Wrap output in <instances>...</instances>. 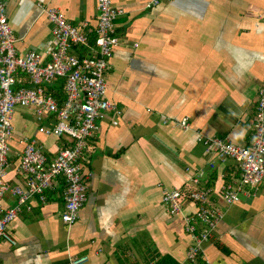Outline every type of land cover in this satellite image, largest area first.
Returning a JSON list of instances; mask_svg holds the SVG:
<instances>
[{
    "label": "crops",
    "instance_id": "1",
    "mask_svg": "<svg viewBox=\"0 0 264 264\" xmlns=\"http://www.w3.org/2000/svg\"><path fill=\"white\" fill-rule=\"evenodd\" d=\"M18 54L30 50L48 59L41 46L51 25L38 4L55 8L68 22L97 25V0H0ZM148 0H112L125 13L116 21L121 39L106 74L107 97L121 112L98 123L88 148V200L78 222L63 223L64 184L53 183L45 205L36 202L9 227L16 242L0 245V264H156L168 256L178 264H264V186L225 206L221 186L238 179L235 163L210 158L197 142L205 137L251 142L259 88L264 82V0H172L153 10ZM78 54L84 50L76 49ZM189 119L190 129L164 124ZM52 118L37 122L32 108H17L7 182L23 185L19 158L29 140L54 159L66 140L39 133ZM210 163H214L212 169ZM212 189L211 204L223 213L202 258L187 261L192 244L185 217L196 205L184 199L183 214L171 216L163 190L188 196L197 173ZM16 199L6 194L4 208Z\"/></svg>",
    "mask_w": 264,
    "mask_h": 264
},
{
    "label": "built area",
    "instance_id": "2",
    "mask_svg": "<svg viewBox=\"0 0 264 264\" xmlns=\"http://www.w3.org/2000/svg\"><path fill=\"white\" fill-rule=\"evenodd\" d=\"M172 0H148L147 10H153ZM40 12L51 25V39L41 46L48 59L39 50L18 54L16 39L10 27L6 8L0 1V245L7 242L15 247L9 234L10 225L34 204L45 205L47 194L55 181L64 184V211L61 216L67 226L75 225L80 211L88 200V148L99 130L98 123L111 117L118 126L121 116L116 104L107 97L106 74L121 39L116 21L124 11L113 6L112 0H97V25L88 29V22L74 26L59 10L38 4ZM264 19V18H263ZM76 49H83L80 55ZM17 108H32L37 122L52 118L53 126L40 127L39 133L66 140V145L54 159H49L37 143H25L19 158L17 173L23 185L7 182L14 136L13 119ZM163 123L189 130V119L173 121L163 116ZM251 142L246 146L232 143L227 138L197 136L210 158L223 162L232 160L239 173L238 179L225 183L219 190L225 206L240 202L241 195L264 186V82L259 88ZM210 167H215L210 163ZM197 173L191 178L193 191L188 196L180 190H163L162 203L171 216L183 214L184 199L196 205L195 212L185 217V231L192 244L187 261L201 260L202 244L209 241L224 213L211 204L212 189L200 186ZM6 194L16 199L12 208H4ZM69 264H89L88 256L74 257Z\"/></svg>",
    "mask_w": 264,
    "mask_h": 264
},
{
    "label": "trees",
    "instance_id": "3",
    "mask_svg": "<svg viewBox=\"0 0 264 264\" xmlns=\"http://www.w3.org/2000/svg\"><path fill=\"white\" fill-rule=\"evenodd\" d=\"M199 261V260H198ZM156 264H178L176 261H174L172 258L165 256L159 259Z\"/></svg>",
    "mask_w": 264,
    "mask_h": 264
},
{
    "label": "rangeland",
    "instance_id": "4",
    "mask_svg": "<svg viewBox=\"0 0 264 264\" xmlns=\"http://www.w3.org/2000/svg\"><path fill=\"white\" fill-rule=\"evenodd\" d=\"M254 193V190L250 191V194H253Z\"/></svg>",
    "mask_w": 264,
    "mask_h": 264
}]
</instances>
